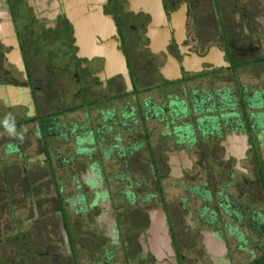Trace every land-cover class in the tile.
Instances as JSON below:
<instances>
[{"label":"flooded vegetation","instance_id":"af4514ba","mask_svg":"<svg viewBox=\"0 0 264 264\" xmlns=\"http://www.w3.org/2000/svg\"><path fill=\"white\" fill-rule=\"evenodd\" d=\"M196 4L197 0H0V147L13 152L12 166L15 162L20 166L15 196L50 178L48 151L77 171L63 182L72 192L64 200L57 199L54 208L56 226L61 220L65 231L66 247L59 232L61 247L43 252L44 257L59 251L62 257L74 259L69 243L75 244L89 228L95 233L96 252L120 244L123 251L119 254L127 262L132 249L123 248L128 232H121L126 224H133L135 253L141 263L150 256L154 264H183L176 223L173 226L167 220V212L171 217L175 212L171 223L180 215L185 232L196 235L191 241L195 239L200 246V264H232L226 255L228 242L221 234L232 233L244 241L246 232L240 228L246 222L239 205L227 202L222 187H231L240 197L248 183L256 192L254 201L264 207V111L260 110L264 107V76L259 70H264V48L260 49L264 0L241 3L243 11L235 13L238 33L229 35L240 47L230 50L220 43L227 39L226 31L210 38L211 23L196 16ZM71 9L76 14L72 20ZM88 15L98 21L96 26L88 23ZM215 16L220 27V14ZM118 56L123 68L116 71ZM133 60L136 68L130 73ZM253 65L256 68L250 69ZM64 82L75 87L71 94L75 104L51 107L37 93L52 84L60 91ZM49 90L50 94L55 91ZM144 120L157 122L155 134ZM134 121L136 130L129 124ZM61 125L66 129L59 131ZM24 128L26 139L21 135ZM28 148L31 155L25 152ZM75 156L86 162L76 161ZM110 158L112 166L102 164ZM35 168L44 174L30 179ZM143 169L155 186H162V178H172L180 185L175 208L161 196L160 206L139 207L134 202L137 181L130 173ZM0 173L3 185L8 175ZM140 182L143 186V178ZM110 186L121 197L117 208ZM23 195L28 196L33 223L40 215L35 197ZM58 201L76 219L69 221L61 214ZM120 213L132 216L130 224L116 219ZM260 215L258 211L256 219L248 217L247 231L264 228ZM69 222L78 227L79 236ZM98 235L103 240L100 246ZM187 236L180 244L189 241ZM242 249L252 253L246 245ZM96 252H91L95 253L94 264L99 263ZM186 261L196 263L195 258Z\"/></svg>","mask_w":264,"mask_h":264},{"label":"rangeland","instance_id":"374dc122","mask_svg":"<svg viewBox=\"0 0 264 264\" xmlns=\"http://www.w3.org/2000/svg\"><path fill=\"white\" fill-rule=\"evenodd\" d=\"M252 2L254 0H251ZM246 2V0H214L213 1H208V0H197L196 4V13L197 17L202 16L211 23V31H210V38L214 37L216 33L224 32L226 31L227 34V39L225 37L222 39L221 37V47L223 49H232V48H239V44L237 41L233 42L231 41V37L229 35H234L235 33H238V29L235 27V21H238L235 19V13L237 11H243L241 10V3ZM12 7V5H10ZM214 8H217L216 10ZM255 10H259L256 9ZM216 12L220 14V17L218 16V19H222V23L220 27L216 25L215 23L218 22L214 17H216ZM70 14L72 15L71 20L75 17V11L71 9ZM209 17V19L207 17ZM93 17L89 16L87 17V21L94 25L98 21H94L93 23ZM216 21V22H215ZM205 24L206 21H203ZM17 24V23H16ZM238 26V25H237ZM208 28V26H206ZM219 28V29H218ZM191 32H194V28L191 29ZM199 35V34H198ZM218 36V35H217ZM216 37V36H215ZM209 38V37H208ZM219 38V37H216ZM211 42V41H209ZM264 48V44H261L260 49ZM36 50L39 49L38 47L35 48ZM40 51H44L42 48ZM254 51V50H253ZM198 52V51H197ZM255 52V51H254ZM161 56V55H160ZM160 56H157L158 58ZM155 57V56H153ZM157 58V59H158ZM43 61H47L48 63L51 62V58L49 60H46V57L42 58ZM132 66L130 67V73L136 68L135 61H131ZM49 65V64H48ZM256 66H251L250 69H255ZM261 71V76H264V70L259 69ZM250 81L255 82V80L249 78ZM53 82V81H52ZM66 86L65 88L58 91L56 85H50L51 90H55L50 94V90L48 88L43 87L42 90H38L37 93L41 94L43 96L44 103L48 104L49 106L53 107L55 104L56 106H59V104H75V102L72 99V90H74V86L68 87V84L64 82ZM262 85L264 86V80H262ZM198 91V90H197ZM196 91V92H197ZM155 92L151 95L154 96ZM204 104V102L202 103ZM260 110L264 111V107H262ZM17 113V112H16ZM76 113V112H75ZM164 117L167 116L166 111L164 112ZM117 114V112H115ZM60 115V114H58ZM57 115V116H58ZM76 117H80V114L78 112L74 114ZM68 116L67 114L59 117L60 119L65 118ZM69 119V118H67ZM150 118H148L149 120ZM146 120V119H145ZM144 120V121H145ZM137 122V121H136ZM144 123V122H143ZM145 123L148 124V128L150 129V132L155 134L156 129L158 127L157 122L154 120L150 121H145ZM131 128L133 130H136L137 128L134 127L136 125L135 121L130 122ZM67 127V126H66ZM66 127H59L60 129H66ZM147 129V127H145ZM22 131V129H21ZM27 131L26 128L23 129L21 132V135H25V132ZM156 136H152L153 140H156ZM129 138L123 137V140L128 141ZM54 142V140H53ZM1 148V147H0ZM56 149L59 150V145H57ZM7 151V150H5ZM2 151V148L0 149V172L5 171L6 179L3 177L2 180L5 179L3 182V185L0 183V264H94L95 261V253L91 252H96V245H95V240L93 239L95 236V233L89 230V228H85V231L83 236H79V229L78 227H75L72 222H69V228L75 232L76 234L78 233V239L76 240L75 244L74 243H69V246L72 248V254L74 255V259H70V256L67 257H62L60 253L57 252L54 253L52 252L51 254H47V257L43 256V252H47L48 250H53L54 247H61V240H60V235H59V230L58 227L56 226L57 220L54 215V208L57 206V199H63L66 198L69 193L72 192V187L69 185H65L63 182L67 181L69 177L73 174L75 175L77 171H73L72 168H69L70 163L68 162L67 164H63L62 160H57L56 158H53V153L48 151V161L50 163V178L45 180V181H40V183H36L35 186H32L29 190H26L24 193H30L31 198L35 197V202L37 207V213L42 215V219L39 218L32 223V217L31 211L29 208V203H28V196L27 195H21L20 197L18 195L15 196V190L18 189L17 183H18V173H19V167L16 162L12 166L10 164L9 160L12 158L13 152L12 151ZM76 161H78L80 158L78 156H75ZM59 161V162H57ZM81 161V160H79ZM44 162V161H43ZM82 163H85L86 161H81ZM113 160L110 158L108 161H104L102 164L105 165L106 167H110L113 165ZM12 166L11 168H7L8 166ZM28 165V164H26ZM25 165V166H26ZM22 166V164H21ZM33 169V168H32ZM31 169V170H32ZM36 169V168H35ZM36 171V172H34ZM32 171V175H29L30 179H34L35 177H38L37 175H42L44 174V170H34ZM136 171V170H135ZM135 171H131L130 176H132L136 181L137 185H133V188L135 190V193L137 195L134 196V202L139 206H155V205H161L160 201L161 199L158 196H161L163 198V201L168 203V206L170 207H176L174 206V199L179 195L180 190L177 189V187H180V185H175L176 181L172 178H162L160 181L162 186L160 185H154L152 181L150 180L149 174L143 170H140L139 173H136ZM138 172V171H137ZM141 172H143V175H141ZM147 173V174H146ZM1 174V173H0ZM40 175V176H41ZM35 176V177H33ZM1 177V176H0ZM140 178H143V186L140 184ZM1 179V178H0ZM61 179V180H60ZM1 182V181H0ZM114 182V181H113ZM63 183V184H62ZM55 184V185H53ZM59 184H62L59 186ZM248 183H245L244 186L247 188V192H244L245 195H242L240 197H237L238 192L231 189V187L225 186L222 187V193L226 195L227 202L229 204H235L237 203L238 209L241 210V215L244 217L245 222L241 224L240 230L246 232L243 234L244 241L238 240L234 234L232 233H227L221 234L222 237H224L227 242H228V249L226 250V255L229 257L230 262L232 264H264V242L259 241L264 239V228H260L259 232H252V231H247L248 229V217L252 219H256V214L259 211L261 213V218L264 220V210H258V207L264 208L262 202L260 201H254L255 200V191L253 190L252 187H247ZM5 188V191L2 190V188ZM56 186V187H55ZM159 187V188H158ZM59 188L60 193L57 191ZM162 188L163 191L159 190ZM110 189L112 191L111 198L112 202L114 204V208H117V206L120 204L121 197L120 195L113 190L115 189V186H110ZM160 193H159V192ZM42 194V196H38ZM148 194L152 195L153 197L148 196ZM145 197L146 199L143 201L141 198ZM192 196V195H191ZM254 197V198H253ZM259 197V196H258ZM154 198V199H152ZM196 198V197H195ZM260 198V197H259ZM260 200V199H259ZM208 204V203H206ZM190 205V204H189ZM210 207V206H209ZM58 208L60 210V213L63 214L64 216H68V220L76 219L77 216L74 214H71V210L68 211L69 209H65L63 206V203L61 201H58ZM65 211V213H64ZM42 213V214H41ZM177 213L174 212V215L176 216ZM223 215H225V212H222ZM172 215V217L174 216ZM116 219L118 218L125 223L130 224L128 221L132 219V216L130 214H124L120 213V217L116 215ZM171 215L169 212H167V220L170 224L173 225V223H176V228L175 232L178 234L176 236L177 242L178 243V252L184 257L183 258V264H200L199 263V252L201 251L200 246H198L197 243H195L191 234H187L185 224H183L182 217L178 215L177 222L175 219H173L171 223ZM50 218V220H49ZM73 219V220H74ZM48 220L50 223L48 224ZM48 225H47V224ZM232 222L230 221V224ZM44 224L45 228H44ZM171 225V230H173V225ZM232 225V224H231ZM133 224H130L127 226V224L124 227V230L121 232L124 234V232H128L127 236V243L123 244V248H127L126 250L132 249L130 251V259L125 262L121 258V255L119 254L121 250L118 246L120 244H114L112 247H115V249L109 250V247L106 248L105 252H96L98 253V260L99 263L95 264H138V262L142 261L139 259L138 255V245L135 243L134 239L136 237V233L132 232L134 230ZM189 235V241L186 239V244L182 245L181 240L182 238H187ZM196 236V235H195ZM194 236V237H195ZM93 237V238H92ZM96 241H98V244L102 243L103 240L99 237V235L96 237ZM191 241V243H190ZM99 244V246H100ZM72 245H74L72 247ZM118 245V246H117ZM182 245V246H181ZM248 247L250 251L252 252L251 254L248 253V251L243 250L242 246ZM130 248V249H129ZM74 250V251H73ZM54 251V250H53ZM137 252V255L136 253ZM195 258L196 263H192L191 261L187 262V258ZM204 258L207 260V262H211L208 260L209 257H206L204 255ZM255 259L254 261L252 260L251 262H248V259ZM151 257L148 256V260L140 264H154L151 263ZM211 264H213L211 262Z\"/></svg>","mask_w":264,"mask_h":264},{"label":"water","instance_id":"95a60500","mask_svg":"<svg viewBox=\"0 0 264 264\" xmlns=\"http://www.w3.org/2000/svg\"><path fill=\"white\" fill-rule=\"evenodd\" d=\"M156 13L159 15V17H162V16H163L161 9H158V12H156ZM156 18H157L156 15H152V19H153V20H156ZM155 43H156L155 41L152 42V45L155 46ZM218 53H220V52H218ZM118 58H119V64H120V65L117 67L116 71H117V70H121V69L123 68L121 57L118 56ZM125 81H126V80H125ZM156 209L158 210V208H156ZM161 215H162V214H161V212H160V225H163V221H162V216H161ZM58 229H59V232H60V234H61L62 240H63V242H64V246L66 247V235H65L64 228H63V226H62V224H61V220L58 221Z\"/></svg>","mask_w":264,"mask_h":264},{"label":"crops","instance_id":"0c3cea01","mask_svg":"<svg viewBox=\"0 0 264 264\" xmlns=\"http://www.w3.org/2000/svg\"><path fill=\"white\" fill-rule=\"evenodd\" d=\"M72 115H73V114H72ZM73 116H74V115H73ZM73 116H70V119H71V120H73ZM57 122H59V121H57ZM59 125H60V122L57 124V126H59ZM61 127H64V125H61ZM59 129H60V128H58V130H59ZM60 130H61V129H60ZM60 130H59V131H60ZM62 130H63V129H62ZM26 150H27V151H26ZM26 150H25V152L31 155V152H32V151H30L29 148L26 149Z\"/></svg>","mask_w":264,"mask_h":264},{"label":"clouds","instance_id":"9594fccd","mask_svg":"<svg viewBox=\"0 0 264 264\" xmlns=\"http://www.w3.org/2000/svg\"><path fill=\"white\" fill-rule=\"evenodd\" d=\"M5 126L8 128L9 132H12L14 130L7 120L5 121Z\"/></svg>","mask_w":264,"mask_h":264},{"label":"bare ground","instance_id":"6f19581e","mask_svg":"<svg viewBox=\"0 0 264 264\" xmlns=\"http://www.w3.org/2000/svg\"><path fill=\"white\" fill-rule=\"evenodd\" d=\"M93 16V15H92ZM89 23V22H88ZM94 26H96V24H94ZM105 47H107V46H105ZM97 52V51H96ZM203 58H205V57H203Z\"/></svg>","mask_w":264,"mask_h":264}]
</instances>
